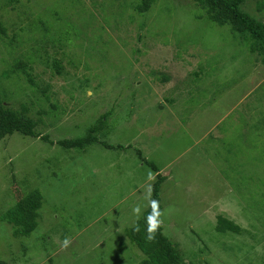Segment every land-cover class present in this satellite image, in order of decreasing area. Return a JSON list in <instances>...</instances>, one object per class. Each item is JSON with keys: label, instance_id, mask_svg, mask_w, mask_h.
Masks as SVG:
<instances>
[{"label": "rangeland", "instance_id": "rangeland-1", "mask_svg": "<svg viewBox=\"0 0 264 264\" xmlns=\"http://www.w3.org/2000/svg\"><path fill=\"white\" fill-rule=\"evenodd\" d=\"M138 1L0 0L1 98L48 137L0 139V215L34 189L43 198L29 235L0 220L6 264H138L127 232L151 203L153 165L182 264H264V63L193 0L144 14ZM243 9L264 22L254 0ZM19 53L36 56L35 86L2 75ZM105 112L99 137L114 147L56 143ZM219 215L239 230L218 231Z\"/></svg>", "mask_w": 264, "mask_h": 264}, {"label": "trees", "instance_id": "trees-1", "mask_svg": "<svg viewBox=\"0 0 264 264\" xmlns=\"http://www.w3.org/2000/svg\"><path fill=\"white\" fill-rule=\"evenodd\" d=\"M12 0H9L11 2ZM119 4L126 5V0H117ZM155 0H139L133 5V8L139 14H144ZM194 4L202 9V12L197 10L194 14L197 17L205 15L208 20L220 26L227 25L230 34L237 37L247 44V50L250 53H257L260 56V61L264 63V22L257 16L243 9L244 3L247 0H193ZM122 2V3H121ZM257 10H264V0H254ZM8 4V2H6ZM116 6V5H115ZM92 12V11H91ZM109 18L104 14H99L98 22L108 23ZM103 26L102 23H100ZM70 26V24H68ZM69 28H65L67 31ZM68 32V31H67ZM5 33V28L0 21V34ZM41 47V46H40ZM18 54L8 67L2 71V75L9 77L11 74H24L31 85L35 86L32 75L27 70L31 68V60L36 58L35 54ZM53 66L60 71L59 62L54 61ZM192 74V72H191ZM165 76L163 80H166ZM84 79L79 81V84ZM28 107L23 104L20 108H11L8 103H5L0 95V139L3 137L18 132L22 135L37 137L40 132L35 130L36 122L27 116ZM108 113H103L97 123L90 126L83 136L76 139H62L56 143L66 149L76 147L82 148L91 143H100L105 147H114L102 139L99 134L103 131V126ZM104 118V119H103ZM102 129V130H101ZM101 130V132L99 131ZM42 139H48L46 135H40ZM117 147H121L118 145ZM146 161V160H145ZM151 164V163H150ZM152 165V164H151ZM156 172V180L153 183L151 203L145 210L143 216L128 230L129 239L145 254V258L138 264H182L184 259L177 247L163 232L162 225L159 221L161 211L160 198L158 191L160 184L164 179L161 176L159 169L153 165ZM43 198L39 190L34 189L28 192L16 203L5 210L0 215V220L12 226L13 234L16 236H27L36 227L37 218L39 216L38 208L42 205ZM216 229L220 232L227 230L237 231L238 225H234L232 221L224 216H218ZM250 232V229H248ZM0 264H6L0 258Z\"/></svg>", "mask_w": 264, "mask_h": 264}]
</instances>
